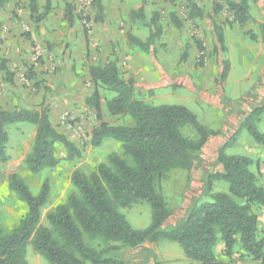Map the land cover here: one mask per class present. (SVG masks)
<instances>
[{"label": "trees", "instance_id": "16d2710c", "mask_svg": "<svg viewBox=\"0 0 264 264\" xmlns=\"http://www.w3.org/2000/svg\"><path fill=\"white\" fill-rule=\"evenodd\" d=\"M14 0H0V8ZM175 1V0H171ZM254 0H226L227 8L233 13V22L244 27L248 21L249 4ZM189 19L201 17L202 11L193 0H184ZM48 5L40 15L36 0H29L30 18L38 25L48 14ZM96 11L95 20L100 19L103 6L100 0H90ZM214 14L221 6L214 3ZM65 19L71 26L73 13L70 5L65 8ZM153 16V31L150 39L160 34V27ZM175 27L181 25L175 13L169 15ZM213 29L222 53L227 51L223 34L216 26ZM260 38L264 42V24L259 25ZM251 40L259 38L247 32ZM87 37V30L84 29ZM140 48L148 44L130 37ZM197 50L203 54L200 43ZM214 52H217L215 47ZM185 59V55L182 56ZM0 69L5 81L13 84V74L1 61ZM229 70V61L222 63L221 80ZM94 92L85 99V105L95 111L100 123L90 134L92 146L104 140L120 144L121 154L111 153L105 163L86 175L75 170L70 181L75 192L65 202L46 214L48 226L40 224L41 213L48 202L50 186L44 180L37 193H32L25 181L16 173L8 176V187L26 206V213L18 224L9 231L0 227V264H28L25 260L26 247L43 257L49 264H122L103 255L121 248H137L144 243L156 245L166 240L177 244L184 256L195 264H230L215 254L218 244L223 254L230 259L238 248L246 257L257 264H264V235L259 229L258 212L264 209V189L257 182L251 158L243 155H228L226 149L235 141L242 130H246L253 143L264 149V133L258 122L264 115V103L253 107L238 125L236 133L218 148L217 165L221 172L206 176L207 201H195L185 217L174 227L164 230L162 225L172 211L160 193L163 180L172 172H189L207 141L217 131L199 122L195 114L181 105L153 106L139 99L133 80L124 79L116 62L92 65L88 68ZM28 79L35 88L32 68L27 69ZM100 90L112 94L103 101L104 112L111 117L128 118L130 125H113L103 122ZM50 104L42 102L35 110L15 108L12 111L0 107V163L9 160L7 154L8 129L21 122L35 126V135L30 150L23 160L27 172L36 175L58 165L59 149L66 160L79 158V148L65 135L58 132L50 121ZM190 134V135H189ZM227 183L226 192H213V183ZM137 203H148L151 208V223L143 230H135L120 209H128ZM117 243L107 249L96 251L87 246L84 237Z\"/></svg>", "mask_w": 264, "mask_h": 264}, {"label": "rangeland", "instance_id": "374dc122", "mask_svg": "<svg viewBox=\"0 0 264 264\" xmlns=\"http://www.w3.org/2000/svg\"><path fill=\"white\" fill-rule=\"evenodd\" d=\"M259 1L260 0L253 1V3L250 2L248 17L249 15L250 17H255V14L258 11H264V0H261L263 4L260 3L258 5L257 3H259ZM23 2L24 1H22V3ZM197 2L198 5H203L204 8L211 10H213L214 3L221 6V10L218 12V15L215 16V19L222 25V29L224 27V32L227 34V41L224 45L226 44V48L228 44L232 45L231 51L227 48V51L222 53L219 48H217L219 57L218 59H215L213 50L215 41L213 38L208 37L210 29L204 25V22H195V20L189 19V12L183 0H146L148 14L145 19L147 25L145 24V27H142L141 32L139 31V33L142 34V32H144L145 36H147L146 38H150L153 29L152 26L148 25V22L150 23L152 13L155 12L159 17L158 22L161 27V34L156 39H152V48L142 50L145 59L150 60L152 55L154 60H157L159 63L160 60L165 57L166 60L171 63L177 61L178 64H181L180 57L183 53H186L184 59V76L190 79V83H192V88H194V90L166 88L165 90H158V92H156L157 94L153 91L147 93L136 92L139 93L138 97L140 100L153 106H185L195 114L200 123L209 129H215L218 131L220 129L217 127V122L222 121L221 113L216 114L211 111V108L207 103L201 102L200 98L203 96L202 93L204 92L208 93L211 91L209 93L211 94L214 93L216 88H221L220 90H222L221 95L223 99L230 98L231 100H238L243 94L253 90L256 82L259 81V75L256 71L264 67V42H262L260 38L259 31V25L261 23H257L251 18L254 22L246 23L244 27H240L237 23L233 22V13L227 8L226 0H197ZM64 3L65 2L62 1L61 5L64 6ZM86 3V0H79L77 5L72 3L69 4L74 6L76 12L78 11L77 13L74 11V13L80 22L82 30H87V42L94 49V52L96 56L98 55L97 58L99 59V57L101 58L100 54L103 53V50L99 45L96 46L92 40L93 22H96V17L92 14H88L89 9L85 10V8L87 9L88 7ZM26 4L28 7L29 0ZM171 12L176 13L177 17L181 20L182 28L178 32L168 23V16ZM38 13H40L39 9ZM127 16H130L129 12L127 13ZM99 17H101V15ZM84 19L88 22L87 27L82 24ZM43 25L45 28L48 27V29L53 27L52 24L44 23L42 20L40 21V26ZM66 26L68 27V24ZM120 27L122 28L123 24H120ZM246 32L258 35V40L252 41L249 38V35H246ZM23 36L25 37V40L29 41L31 34L27 31H23ZM182 37L188 41L190 46L184 48L178 46L176 48V45H174V43L176 44L177 42L176 38L181 41ZM167 42H173L169 50H166V47L168 46ZM28 43L27 45L31 46V50H33L35 54L37 51L35 48H38L37 46L39 45L34 41ZM198 43L204 48L203 54H200L197 50ZM67 47L59 49L58 54L60 57L64 55L65 51H70L69 57L71 56V51L73 50L74 52L75 48L69 50ZM54 48L55 46L47 43L46 47L44 46L43 49L53 51ZM76 52L78 51L76 50ZM258 53H260L258 58H255V60L251 59L250 56L257 55ZM36 58L37 56L35 55V59ZM225 60L229 61V70L226 78L221 80L218 73L222 72V63ZM1 61H4L5 63L7 62L3 59ZM36 62H39L41 65L44 64L41 57L37 58ZM94 62L99 63H94L93 65L102 66L101 60H94ZM115 62L118 64V59L115 60ZM23 65L26 69L29 68V65L26 62ZM70 65L72 68H67L69 77H74L73 75L78 74L82 86L87 87V76L89 75L88 67L78 66L75 64L74 60ZM187 66H189V68ZM77 68L79 69V72H76ZM118 68L123 77L121 70L124 66H118ZM55 70L57 69L55 68ZM16 83L20 88L21 93H23V96L33 98L36 95L34 92L36 88L28 79L27 71L23 77L22 75L18 76ZM91 85H93L92 81ZM11 86L14 87V83ZM51 91L52 90L48 88L47 94L49 95ZM21 95L22 94L19 96L15 95L19 108L35 110L36 107H32L31 105L27 107L22 105ZM100 95L101 105H104L103 101L105 98L112 96V94L104 90H100ZM225 104L228 103L225 102ZM214 119L216 120V123H212ZM242 119L243 118H241V120ZM101 120L113 125L132 124V121L126 117L114 118L107 113L102 115ZM99 123L100 121L97 119L95 111L87 105L83 107L78 106L75 110H63L57 117L56 123L52 124L58 132L65 135L79 148L80 156L79 158L69 161L65 159V153L59 149L58 155L60 162L58 165L36 175L29 174L23 165V160L30 150L35 135V126L27 122H21L8 129L7 154L9 160L6 163H0V227L2 230L6 232L14 228L27 211L25 204L20 201L8 187L7 178L11 173L18 174L34 194L38 192L43 181L48 180L50 186L49 198L47 204L42 210L40 220L41 225L48 226L46 214L53 211L56 206L63 204L68 195L75 192L70 181V177L75 170H80L88 175L95 170L98 164L105 163L108 155L111 153L121 154L120 144L113 140H104L97 147L91 145V131ZM257 126L259 130L264 133V115L261 116ZM226 154L243 155L251 158L254 163L252 170L256 174L257 182L264 189V149L253 143L251 136L245 129L238 133L235 141L226 149ZM213 157L214 155L212 157L206 156L204 159L199 156L188 173L179 171L172 172L167 179L163 180L160 187V193L172 213L162 225V229L168 230L178 224L185 217L195 201H207L208 197L205 189L206 176L210 173H216L218 167L216 157ZM226 191L227 183L223 181H216L213 183V192ZM119 212L124 215L128 223L135 230H143L151 223V208L148 203H137L131 208L120 209ZM259 213L260 212H258V214ZM260 224V227L264 229V222L262 221ZM261 228V233L264 235V230ZM84 241L87 246L96 251H101L111 246H119L117 243L90 240L87 236L84 237ZM215 254L218 259L227 261L230 264H257L250 258L246 257L238 248L235 249L232 257L228 259L223 254L222 245L218 244L215 248ZM103 257L113 258L122 264H195L184 256L182 250L177 244L166 240L160 241L156 245L144 243L134 249L121 248L118 251L106 253ZM25 260L28 264H49L47 260L36 254L30 246L26 247ZM85 264L91 263L85 262Z\"/></svg>", "mask_w": 264, "mask_h": 264}, {"label": "crops", "instance_id": "0c3cea01", "mask_svg": "<svg viewBox=\"0 0 264 264\" xmlns=\"http://www.w3.org/2000/svg\"><path fill=\"white\" fill-rule=\"evenodd\" d=\"M22 1L25 3H22ZM27 1L28 0H14L6 4L3 8H0V63L2 59L7 61L5 66L13 74V83L15 85L13 87L5 81V73L0 69L1 108L8 111L19 108L15 95L19 96L22 94L21 103L25 107L31 105L37 108L42 102L50 104L51 121L55 124L57 117L63 110H75L78 106H85V99L94 92V85H91L89 75L87 76V87L82 86L78 74L73 75L71 73L74 77H69L67 68H72L70 63L73 60L78 66H87L89 68L94 63H99L94 62V60H101V64L105 65L108 62H115V60L118 59L119 63L117 65L119 67L124 66L121 70L123 78L133 80L135 91L142 93H147L149 91L156 93L158 90H165L166 88L194 90V88H192V83H190V79L184 76L185 62L182 56H186V53H183L180 57L181 64H178L177 61L171 63L167 61L165 57H163V61L160 60L159 63L157 60H154L152 55L150 60H146L142 53V50L145 48L136 46L130 38L133 37L148 44L146 49H150L153 46L152 39H156L161 34L160 31V34L156 38L147 39L144 32H142V34L139 33L146 24L145 17L148 14L146 0H100L103 6V12L100 19L95 23L93 22L92 40L96 46L99 45L103 50V53L100 54L102 59L100 57L99 59L97 58L98 55L96 56L94 49L88 44L87 37L84 35L80 22L75 15L78 11L76 12L74 6L69 4L72 3L77 5L79 0H37L36 5L37 11L38 9L40 11V13H38L39 15L47 8V1L49 2L48 14L43 19L44 23L52 24L53 27L49 29L48 27L45 28L44 25L40 26V23L38 25L33 24L30 18L29 7H27L26 4ZM62 1L65 2L64 4L66 6L68 4L71 7L74 16L71 26L65 20L64 15L66 6L61 5ZM86 1L88 3L90 2V0ZM193 1L198 5L197 0ZM260 3L263 4L261 0L257 4L259 5ZM198 7L202 11V16L195 17L191 20H195V22H204V25L210 29L211 34L209 32L208 37L213 38L215 41L213 46L214 50L215 47L218 48V44L216 42L212 21L214 20L216 26L222 32L224 43L227 41V34L224 32V27L222 29V25L215 19L218 13L214 14L213 10L204 8L203 5H198ZM88 9V14H92L95 17L97 10L91 5L89 8H85V10ZM128 12L130 16H127ZM155 14L157 13H152L150 23L148 22V25L152 26V29L154 25L152 20ZM155 18L156 24L160 27L158 14ZM251 18L257 23L264 24V11H258L255 17H250L249 15L247 23L254 22ZM168 20V23L171 24L177 32L182 28V23L179 27H175L170 17ZM67 24L68 27L66 26ZM120 24H123L122 28ZM23 31H27L31 34L29 41L25 40ZM246 35L249 34L246 32ZM179 40L180 39L176 38L177 42L176 44L174 43L176 48L178 46L182 48L190 46L184 37H182L181 41ZM257 40L258 39L254 41ZM31 41L39 45L37 46L39 50L35 48L37 49L35 54L33 50H31V46L27 45V43H31ZM47 43L55 46L53 51L43 49L44 46L46 47ZM172 44L173 42H167L168 46L166 50H169ZM66 47L69 48V50L75 48L74 52L72 50L71 56L69 57L70 51H65L64 55L60 57L58 54L59 49H64ZM227 48L231 51L232 45L228 44ZM76 50L78 52H76ZM35 55L37 58L41 57L44 62L43 65L36 62L37 58L35 59ZM259 56L260 53L250 57L255 60V58ZM214 57L218 59V52H214ZM25 62L33 69L35 73L34 79L36 81H41L39 87L34 91L36 95L33 98L23 96V93H21L16 83L18 76L22 75L23 77L27 71L23 65ZM187 67L189 68V66ZM55 68L57 70H55ZM78 68L76 72H79ZM256 72L259 75V81L256 82L253 90L243 94L238 100H231L228 97V99H223L221 88H216L214 93L211 94H209L211 91L202 93L203 96L200 98V101L203 103L206 102L211 108V111L216 114L221 113L222 120L217 122V127L220 130L217 131L214 129L217 131V135L211 137L203 147L200 154L202 158L205 159L206 156L212 157L213 155V158H215L217 149L222 146L228 138L233 136L241 118L248 115L253 107L264 103V67L258 69ZM220 73H218V75H220ZM48 88L52 90L49 95L47 94ZM224 101L228 104H225ZM101 108L102 115H104L103 105H101ZM212 123H216V120L214 119ZM217 172H221V167L219 165L217 167ZM258 221L260 229V222H264V210H261L258 214ZM261 229L264 230L263 228Z\"/></svg>", "mask_w": 264, "mask_h": 264}, {"label": "built area", "instance_id": "2783aa9c", "mask_svg": "<svg viewBox=\"0 0 264 264\" xmlns=\"http://www.w3.org/2000/svg\"><path fill=\"white\" fill-rule=\"evenodd\" d=\"M87 5H88V7L90 6V2L88 3H86ZM87 7V8H88ZM82 24H83V26H85V27H87L88 26V22H87V20L86 19H84L83 21H82Z\"/></svg>", "mask_w": 264, "mask_h": 264}]
</instances>
